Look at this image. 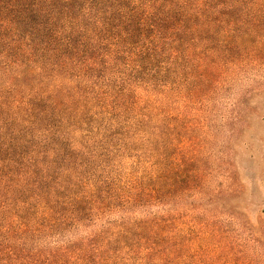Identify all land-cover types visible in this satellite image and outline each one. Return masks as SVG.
<instances>
[{
  "label": "trees",
  "instance_id": "16d2710c",
  "mask_svg": "<svg viewBox=\"0 0 264 264\" xmlns=\"http://www.w3.org/2000/svg\"><path fill=\"white\" fill-rule=\"evenodd\" d=\"M263 67L264 0H0V264H264L215 142Z\"/></svg>",
  "mask_w": 264,
  "mask_h": 264
},
{
  "label": "rangeland",
  "instance_id": "374dc122",
  "mask_svg": "<svg viewBox=\"0 0 264 264\" xmlns=\"http://www.w3.org/2000/svg\"><path fill=\"white\" fill-rule=\"evenodd\" d=\"M255 82L250 81V77L242 79L232 92L225 96L223 106H220L219 118L221 120L222 131L218 134L217 142L223 145L224 150H228L231 162L234 164L235 172L238 178L245 186V193L250 202L251 218L255 220L256 216L264 217V96L254 97L252 105L255 106L251 112L249 122L242 121L238 124L229 118L232 109H243L242 98L245 90L251 83L258 82L264 85V67L257 73ZM236 104V105H234ZM233 113V112H231ZM237 137L234 146L230 144L234 134L230 131L234 127ZM221 156L215 152L214 158Z\"/></svg>",
  "mask_w": 264,
  "mask_h": 264
}]
</instances>
